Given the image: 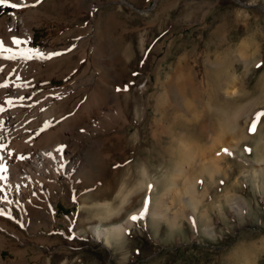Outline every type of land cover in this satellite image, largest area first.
<instances>
[{
    "label": "rangeland",
    "instance_id": "374dc122",
    "mask_svg": "<svg viewBox=\"0 0 264 264\" xmlns=\"http://www.w3.org/2000/svg\"><path fill=\"white\" fill-rule=\"evenodd\" d=\"M25 1L0 0V21L24 17L33 38L6 50L19 110L5 125L29 118L74 156L56 191L12 202L16 221L0 214L4 262L264 264V0ZM49 141L9 169L34 168ZM130 215L112 243L92 228Z\"/></svg>",
    "mask_w": 264,
    "mask_h": 264
},
{
    "label": "bare ground",
    "instance_id": "6f19581e",
    "mask_svg": "<svg viewBox=\"0 0 264 264\" xmlns=\"http://www.w3.org/2000/svg\"><path fill=\"white\" fill-rule=\"evenodd\" d=\"M18 1L22 4L23 3L27 4L25 0H18ZM31 31L32 30L29 27L26 19L24 17L16 15V14L12 15V18L10 21H8L6 18H4L0 21V55H2L4 57L2 60H0V75L2 77V80L0 81V185H4L6 187V189L8 190L7 196L4 195L3 197H1V194H0V214H4V215H6V217H10L14 221H16L17 218L13 214H11V212H10L11 208H12L11 203L17 202L24 197L25 198L29 197L32 201H35L36 198H38V197L43 198L44 196H49L52 191L53 192L56 191L57 189L55 188V185L57 184L61 173L67 168V166L69 165V163L72 160V157L74 156L73 155L74 147L72 148L71 145L68 144L69 140H70L69 137L63 136L62 134H60L58 136H54V135H52L53 133L51 132V135H49L48 137H46V135H43V136L37 138L35 136V134L39 133L41 131V129L40 130H39V128H34L33 130L29 129V123H30L29 121H31L29 118H22V119L19 118L11 126L5 125L7 120H9V115L14 113L15 111L19 110V109L14 107L15 106L14 104L9 103V94H10L11 88L9 87V83H8L9 79H8V75L6 73L7 70L4 66V60L9 59L10 57L7 54L6 50L10 47V43L15 44L17 46H22V47L26 46V45L31 47V44L33 41ZM19 57H21V56H16L15 62L20 61ZM95 94H98V93H95ZM15 95H17V94H15ZM97 97L98 96H96L95 98H97ZM17 99H19V98H17ZM228 115H230V114H228ZM238 116H239V114H238ZM85 118H81L78 120L74 119L73 122L71 123V125L77 126L79 124L78 126H83L84 124L87 123L90 116L88 119H85ZM229 118H231V117H229ZM234 118H235V116H234ZM220 122H223V121H220ZM230 122H232V120ZM44 126H45V124H44ZM44 128H46V127H44ZM227 131H228V129H227ZM47 138L50 140L49 141L50 142L49 145L51 146V148H49L50 152L47 153V150L45 151V150H43L44 149L43 148L40 151L38 150L39 152H36V153H35V151H33L30 155L33 158L32 163H36L34 168H32V167H28L27 169L25 168L26 169L24 171L25 173L23 172L21 174H20V172H19V174L18 173L15 174L12 170L9 169L10 165H7V163L18 162L21 159V153H20L21 148H24V146H27V145L32 144V143H35L38 145L39 143H42V142L48 140ZM226 138L227 137H225V138L220 137L221 143H219L218 145H221L222 143H224L227 140ZM217 141H219V140H217ZM195 143H196V141H195ZM217 146L213 149H216ZM190 147L192 148V145ZM199 147H201V146H199ZM199 147H196V148H198L200 150ZM198 149H196L197 152H198ZM206 149L208 150V148H206ZM202 150H204V149H202ZM180 152H182V149H180ZM225 152H226V150H225ZM200 153H202V151ZM191 155H192V153H191ZM200 155L201 154H199V157H201V158L204 157V156H200ZM203 155H205V153ZM224 156H225L224 151L220 150L217 153L216 157H214L215 159L211 158L209 161H204V163H205V165L203 167V168H205L204 170H208V172H211L213 170V168L211 170V166H214L213 161L215 162V160H217L219 158L222 159V158H224ZM183 160H185V159L183 158ZM192 160H193V164H194V158H192ZM190 161H191V159H190ZM180 172L183 174L182 171H180ZM143 175H145V177L148 176V172L146 169H144ZM180 176L182 177V175H180ZM52 179H53V181H51ZM166 181H167V179H166ZM175 183H177V182L170 183V185L168 187L172 188V186H174ZM144 184H147V180L144 181ZM171 184H172V186H171ZM123 187H124V185H123ZM145 199L148 200L149 195H147V197ZM186 202H187V205L192 208L193 216H195L197 213V202H195L192 198L187 199ZM100 203H101L100 201L99 202L97 201L96 205L98 207L102 206L107 211L112 210L110 208L111 205L108 206V202L103 203V204H100ZM147 203H148V201H147ZM2 207H4L6 209V212L9 211L10 213H7V214H6V212L3 213V211H1V210H3L4 208H2ZM140 213H142V212H140ZM151 213L155 217L161 216V212H158L155 210H153ZM134 219H135V216L130 215L123 222H118L110 228L109 227H106V228L102 227L100 223L94 224L92 226V228L95 232H97L99 238H106L108 243H112L113 237L119 236L121 233L126 231L129 228V226L132 225ZM0 242H1V239H0ZM0 264H6V262H4V260L1 257H0Z\"/></svg>",
    "mask_w": 264,
    "mask_h": 264
}]
</instances>
